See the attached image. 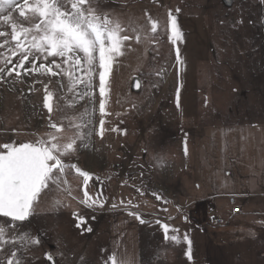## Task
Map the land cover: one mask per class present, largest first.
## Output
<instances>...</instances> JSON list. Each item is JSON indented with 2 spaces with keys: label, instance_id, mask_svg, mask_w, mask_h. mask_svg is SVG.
<instances>
[{
  "label": "rangeland",
  "instance_id": "rangeland-1",
  "mask_svg": "<svg viewBox=\"0 0 264 264\" xmlns=\"http://www.w3.org/2000/svg\"><path fill=\"white\" fill-rule=\"evenodd\" d=\"M251 2L253 15L264 23V0ZM211 3L214 5L216 0ZM96 6L122 22L127 31L121 35L133 37L124 42V55L113 64L106 104L109 114L104 117L102 137L99 103L104 98L99 95L98 77L94 79L95 95L78 99L73 107L65 106L72 94L57 83H66L62 75L31 74L17 79L13 73L0 82V145L32 142L47 131L45 84L56 97L54 105L58 101L62 107L61 112L54 111V117L79 116L88 110L83 131L92 132L87 137L89 146L80 147L64 162L75 164L92 179L85 189L82 178L70 169L66 173L68 183L63 186L67 191L41 193L35 214L16 222L18 228L7 229L10 218L6 217H0V225L10 236L27 233L40 240L27 252H18L25 264H52L48 254L53 256L54 264H110L113 252L129 256V251L134 264L140 259L141 264H187L181 239L194 221L204 223L211 214H218L201 201L203 193L192 169L193 154L204 127L214 121L205 116L208 109L203 105L204 89L197 80L199 57L207 55L202 39L204 28L199 26L198 18L203 10L199 13L198 0H96ZM238 11L244 14L242 7ZM169 12L176 16L183 33V40L175 45L170 40ZM149 17L158 21L155 34L150 33ZM129 25L143 27L149 39L142 38L137 43ZM3 39L6 37H0ZM177 47L183 66L176 61ZM18 59L19 56L12 58V64ZM136 79L141 82L137 91L133 89ZM82 88L78 85L77 90ZM62 94L63 100L59 99ZM85 190L95 204L81 203L86 199ZM53 199H59L63 206L53 209ZM129 212L138 215L143 223L129 217L121 229L126 234L120 241L112 233L111 222L114 216ZM164 224L169 225L168 236L177 235L179 243L165 239ZM9 247L5 246V253Z\"/></svg>",
  "mask_w": 264,
  "mask_h": 264
},
{
  "label": "snow or ice",
  "instance_id": "snow-or-ice-1",
  "mask_svg": "<svg viewBox=\"0 0 264 264\" xmlns=\"http://www.w3.org/2000/svg\"><path fill=\"white\" fill-rule=\"evenodd\" d=\"M168 16L170 40L175 45L183 40V33L177 25L176 16L171 12ZM148 23L150 33H157L158 21L149 17ZM129 27L135 33L137 43L142 38L149 39L143 27ZM125 31L127 29L119 19L98 10L96 0H0V37H6L0 40V49H4L0 51V82L6 77H12L13 73L17 79L31 74L51 77L62 75L66 78V83L63 80L57 83L61 89L66 88L72 94V99L65 106L73 107L78 99H91L95 95L93 89L97 85L94 84V79L98 77L99 95L104 98L99 103V135L102 137L104 117L109 114L106 112V104L113 64L117 57L124 55V42L133 39L132 36L121 35ZM175 55L177 63L183 66L179 47L175 49ZM17 56L19 59L12 64V58ZM50 57L53 59L49 60ZM9 64L12 67L9 68ZM26 64H29L27 68ZM36 82L41 83L40 80ZM78 85H83V88L77 90ZM133 86L139 89L140 81L137 80ZM55 99L53 91L45 84L43 107L48 113V123L43 136L19 145H0V217L10 218L6 222L7 229L18 228L16 222L26 221L35 214L41 193L47 195L52 191H67L63 186L68 183L66 173L70 169H74L82 178L85 189L92 179L89 173L75 164L64 162L66 157L74 156L80 147L89 146L87 137L92 132L83 131L87 127L84 117L89 112L85 109L79 116L65 114L54 117V111H62L58 101L54 105ZM59 99H64L63 94ZM184 151L187 155L186 142ZM84 197L86 199H82L81 203H96L86 190ZM62 206L59 199H53V209ZM129 215L139 219L133 212H129ZM140 222L143 223V220ZM162 227L165 239L180 242L177 235L168 236L169 225L164 224ZM87 231L90 232L91 229ZM184 240L188 244V258L191 259L192 242L187 235ZM38 244L40 240L27 233L10 236L5 226L0 225V264H25L24 257L18 255V252H27L31 246ZM8 245L11 247L5 253V246ZM47 259L52 261L53 256L48 254ZM109 261L110 264H134L132 257L127 254L118 255L116 252L109 257Z\"/></svg>",
  "mask_w": 264,
  "mask_h": 264
},
{
  "label": "crops",
  "instance_id": "crops-1",
  "mask_svg": "<svg viewBox=\"0 0 264 264\" xmlns=\"http://www.w3.org/2000/svg\"><path fill=\"white\" fill-rule=\"evenodd\" d=\"M211 1L198 0L207 55L199 57L197 80L204 89L205 116L214 121L204 127L192 169L201 201L223 223L214 222V214L204 223L194 221L187 232L191 259L187 241L181 239L185 261L264 264V23L253 15L251 0ZM236 207L240 213L234 212ZM129 217L140 221L123 213L111 222L120 241Z\"/></svg>",
  "mask_w": 264,
  "mask_h": 264
},
{
  "label": "built area",
  "instance_id": "built-area-1",
  "mask_svg": "<svg viewBox=\"0 0 264 264\" xmlns=\"http://www.w3.org/2000/svg\"><path fill=\"white\" fill-rule=\"evenodd\" d=\"M234 212H235V213H240V212H241V208H240V207H236V208L234 209ZM212 220H213L214 222L218 223V224L223 223V220H222L220 217H218L216 214H214V215L212 216Z\"/></svg>",
  "mask_w": 264,
  "mask_h": 264
},
{
  "label": "water",
  "instance_id": "water-1",
  "mask_svg": "<svg viewBox=\"0 0 264 264\" xmlns=\"http://www.w3.org/2000/svg\"><path fill=\"white\" fill-rule=\"evenodd\" d=\"M137 80H138V79H136V80L134 81V83H135ZM140 83H141V82H140ZM133 85H134V84H133ZM140 88H141V87H140ZM140 88L137 89V88H135V87L133 86V89H134L135 91L140 90ZM51 263L54 264L53 260L51 261Z\"/></svg>",
  "mask_w": 264,
  "mask_h": 264
}]
</instances>
